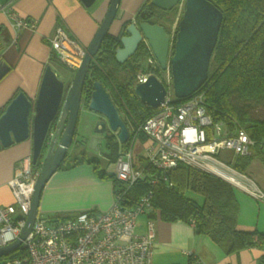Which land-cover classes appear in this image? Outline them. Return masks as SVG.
Masks as SVG:
<instances>
[{
  "label": "built area",
  "instance_id": "1",
  "mask_svg": "<svg viewBox=\"0 0 264 264\" xmlns=\"http://www.w3.org/2000/svg\"><path fill=\"white\" fill-rule=\"evenodd\" d=\"M9 18L14 30L36 29L37 20L33 18H23L11 12ZM49 42L55 60L71 70L80 66L85 50L62 27L56 28ZM144 43L148 44L145 40ZM147 65L152 71L160 70L152 54ZM150 73L138 75L137 83L144 82ZM163 83L168 91L163 101L134 130L130 146L110 164L117 182L112 206L105 212L82 211L65 220L37 215L31 232L21 243L25 255L4 257L0 264H153L155 231L151 219L146 221L145 232H136L138 217L148 214L151 209L152 192L141 196L131 207L125 204V195L136 182L145 179L154 186L160 175L178 164L224 178L211 168L213 165L243 181L247 179L218 156L222 150L231 151L236 156L250 155L255 142L248 133L237 124L229 128L224 122L213 121L205 106L204 93L176 102L170 93L169 70L165 72ZM139 134L145 137V165L141 167L134 163L136 153L133 148ZM260 148L264 154V145ZM39 173L31 157L17 163L16 172L8 181L14 204L0 206V247L19 236ZM230 183L253 198L264 200V193L255 185L242 187ZM197 263L205 264L202 261Z\"/></svg>",
  "mask_w": 264,
  "mask_h": 264
},
{
  "label": "trees",
  "instance_id": "2",
  "mask_svg": "<svg viewBox=\"0 0 264 264\" xmlns=\"http://www.w3.org/2000/svg\"><path fill=\"white\" fill-rule=\"evenodd\" d=\"M209 1L222 12L223 18L209 62L207 79L192 95L204 93L205 106L213 121L224 122L229 128L237 124L255 142L251 154L239 156L231 166L244 174L253 159H259L264 165V154L260 148L262 144L264 145V119L253 117L255 107L264 105V0ZM176 10L177 6L171 12ZM165 13L167 12L153 6L151 0H145L137 10L135 20L164 27L157 19ZM129 22H124L123 26ZM177 28L178 24L175 34ZM165 30L168 33L167 29ZM174 41L175 37L173 43ZM118 45L119 37L108 34L90 63L82 92L83 107H87L94 81L111 87V79H116L120 70H123L124 66H119L115 60V49ZM148 55V49L142 42L134 55L124 62L132 71V76L127 82L118 86L114 83L113 88L111 87L120 105L130 116L134 128L152 113V109L143 105L133 91L137 84L134 73L139 69L138 62ZM189 97L177 99L176 102L185 101ZM114 104L117 107V104ZM105 147L107 149L105 155L108 158L105 157L106 165L103 167L100 159L86 160L85 154H81L80 158H74L71 166L88 161L99 171L100 176L106 175V167L114 163L120 154L114 137L108 139ZM144 165L145 162L138 167ZM35 167L40 168V165ZM114 182L115 192L117 182L116 180ZM149 191L152 192L151 209L147 214L149 219H154L157 215L163 222L193 223L197 234L208 236L217 245L227 246L228 253L254 247L264 248V233L238 228L237 189L213 174L178 164L177 167L160 175L159 182L154 186L145 179L136 182L127 191L125 204L131 207ZM197 197H200V201ZM19 255L25 253L18 250L7 258ZM192 257L190 256V259L193 262Z\"/></svg>",
  "mask_w": 264,
  "mask_h": 264
},
{
  "label": "crops",
  "instance_id": "3",
  "mask_svg": "<svg viewBox=\"0 0 264 264\" xmlns=\"http://www.w3.org/2000/svg\"><path fill=\"white\" fill-rule=\"evenodd\" d=\"M108 1L101 0L87 9L78 0H0V31L5 33L0 36V60H4L9 66L8 74L0 80V115L18 92H23L35 103L45 66L50 65L54 71L55 64L58 65L49 42L56 28L62 27L72 39L86 48L106 13ZM144 2L145 0H121L110 34L117 36L123 23L132 20ZM9 12L37 20L35 31L12 29ZM66 75L63 82L69 84L72 75ZM32 116L33 113L31 130ZM126 117L131 123L130 116L126 114ZM134 129L133 125L131 130L128 129L129 139ZM129 139L125 144H119L116 140L119 154L130 146ZM144 142L145 137L140 134L138 141L134 143L136 166L145 162ZM77 153V156L65 161L67 163H62L44 186L39 201V216L64 220L82 211L105 212L112 206L115 178L109 176L111 169L107 166L106 175L100 176L99 171L88 161L71 166L73 159L80 158L82 154ZM31 155V137L0 150V206L14 204L8 181L13 178L17 163ZM104 155L100 156L93 151L85 154L86 160L93 157L100 159L101 167L106 165L105 159L108 158ZM247 168L251 175L244 172L248 179L244 183L248 186L255 185L264 193L262 162L253 159ZM236 189L238 228L264 233V200L253 198L240 188ZM145 216L147 221L149 218L147 214ZM151 220L155 221L153 264H197V261L205 264H264V248L254 247L228 253L227 246L217 245L208 236L197 234L192 224L181 221L163 222L157 215ZM189 253L192 255H188ZM190 256L194 257L193 262Z\"/></svg>",
  "mask_w": 264,
  "mask_h": 264
},
{
  "label": "water",
  "instance_id": "4",
  "mask_svg": "<svg viewBox=\"0 0 264 264\" xmlns=\"http://www.w3.org/2000/svg\"><path fill=\"white\" fill-rule=\"evenodd\" d=\"M78 1L89 9L97 0ZM181 2H184V9L172 45L170 35L163 26L136 22L134 17L128 25H122L120 33L116 36L119 37V45L115 49V60L124 63L134 55L143 40L147 41L160 69L170 70L176 100L192 95L207 79L209 62L223 18L222 12L209 0H151L153 6L165 12L173 10ZM120 3L121 0H109L106 13L92 41L85 48L82 62L69 84L59 79L52 67L47 65L35 103L33 104L23 92H18L0 115V150L31 137L32 164L35 165L39 158H43L25 224L13 242L0 247V258L9 256L21 247L37 218L44 186L67 160L71 147L75 152V129L83 107L82 92L86 75L103 40L110 34ZM8 72L9 66L4 60H0V80ZM133 91L139 101L150 108H156L166 95L164 85L153 74L144 82L136 84ZM86 110L98 114L102 120L96 122L90 137L82 138L78 152L86 154L87 151H93L99 154L100 144H106L108 141L105 136L107 129L119 144L128 141L127 125L100 81L92 83ZM109 176H114V173L110 172Z\"/></svg>",
  "mask_w": 264,
  "mask_h": 264
},
{
  "label": "rangeland",
  "instance_id": "5",
  "mask_svg": "<svg viewBox=\"0 0 264 264\" xmlns=\"http://www.w3.org/2000/svg\"><path fill=\"white\" fill-rule=\"evenodd\" d=\"M99 2H101V0H97L95 5L98 4ZM108 3H109V1H108ZM183 9H184V2H181L177 6V10L176 11H174V12L173 11L172 12L168 11L167 13L163 14L162 17L157 19L158 22L160 24H163L165 29H167L168 34L170 35V38H171V44H173V39H174V37L176 35L175 34L176 26H177V24H178V22H179V20H180V18L182 16ZM1 35H5V33L3 31H0V36ZM146 45L148 46V44H145V46ZM147 48H148L149 55L147 57H144L143 59H141L138 62L139 69H138V71H136L134 73L136 83H137V77L140 74H148L149 72H151V73L155 72L156 77L158 79H160V80H163L164 76H165V71L157 70V69L152 71V67L147 65V59H148V57L151 56V50H150L149 46ZM127 61H125V62H127ZM130 63H132V61H130ZM119 66H124V68H123V70H120L121 72H119L117 77H116V79H114V83H115L116 86L120 85V83L127 82L128 79L133 74L132 71H130L129 67L127 66V63H119ZM54 71H55L57 77L59 79H61V80H63L65 78V76H67L66 74H70V75L73 76V74L75 73V72H72V71L68 70L64 66H61L60 64H58V65L55 64ZM111 87H110V90L113 93L114 100L116 101V104H117V108L119 109L122 118L124 120H126L128 129L131 130L132 129V124L130 123V121L126 117V114L128 115V113H127L126 109L122 105H120V102L118 101V99L116 97V93L112 89L113 87L112 88ZM170 89H171V87H170ZM253 117L256 118V119H264V105H260V106L255 107V109L253 111ZM98 119H99V115L98 114L89 112V111H87L85 109V107H82L80 112H79V115H78V120H77V124H76V129H75V134H76L75 137H76V139L87 137L89 135V133H91L92 130L95 128L96 122L98 121ZM105 152H106L105 144H104V142H102L100 144V146H99V154H100V156H103ZM77 155H78V153L74 152L72 147H71L70 150L68 151L67 162H68V160H71L73 157H75ZM238 157L239 156L234 155L233 152H231V151L222 150L221 153L218 156V159L221 160L222 162L230 165V166H233V164L238 159ZM257 160H259V159H257ZM42 161H43V158H39L35 165H39ZM67 162H64L63 164H65ZM108 167L111 170L113 169L112 165H109ZM247 169L248 168L245 169V174L251 175L250 172ZM197 198L200 201V197H197ZM144 221H146V216L145 215H140L138 217V219H137V228H136V232L137 233L145 232ZM150 221H152L153 224H155V221H153V220H150ZM16 252H14V253H16ZM14 253H12V254H14ZM12 254H10V255H12ZM2 258H4V257H2ZM2 258H0V261L2 260Z\"/></svg>",
  "mask_w": 264,
  "mask_h": 264
},
{
  "label": "bare ground",
  "instance_id": "6",
  "mask_svg": "<svg viewBox=\"0 0 264 264\" xmlns=\"http://www.w3.org/2000/svg\"><path fill=\"white\" fill-rule=\"evenodd\" d=\"M142 42H144V40L142 41ZM141 42V43H142ZM140 43V44H141ZM172 45V44H171ZM84 50H85V48H84ZM151 54H152V52H151ZM85 55V54H84ZM153 55V54H152ZM55 60V59H54ZM55 61H57V60H55ZM66 67V66H65ZM69 69V68H68ZM70 71H72V72H75L76 70H71V69H69ZM161 70V69H160ZM167 70H169V68H167L166 70H165V72L167 71ZM169 72H170V70H169ZM151 74H153V75H155L154 73H150L149 75H151ZM148 75V76H149ZM156 76V75H155ZM170 77H171V74H170ZM158 80H160V79H158ZM161 82H162V84L164 85V83H163V80H160ZM138 84V83H137ZM164 87H165V85H164ZM165 89H166V87H165ZM167 89H166V94H167ZM170 93H172V95H173V89H172V79H171V89H170ZM174 96V95H173ZM191 96V95H190ZM175 98V97H174ZM176 100V99H175ZM146 106V105H145ZM150 108V107H149ZM152 109V112L154 111V109L155 108H151ZM136 129V128H135ZM134 129V130H135ZM140 135V134H139ZM42 164V162L39 164L40 165V168H38L39 169V171H41V165ZM211 168L213 169V170H215L216 172H218L221 176H223L225 179H227L228 181H230V182H233L234 184H237V185H239V186H242V187H245L246 186V184L244 183V181L246 180V179H244V181L243 180H241V178L239 177V176H234V175H232V174H230V173H228V172H225V171H221L219 168H217V167H215V166H213V165H211ZM238 172V171H237ZM40 174V173H39ZM240 174H242V173H240ZM242 175H244V174H242ZM245 176V175H244ZM246 177V176H245ZM18 250H21V247L18 249ZM18 250H16V251H18ZM15 251V252H16Z\"/></svg>",
  "mask_w": 264,
  "mask_h": 264
},
{
  "label": "flooded vegetation",
  "instance_id": "7",
  "mask_svg": "<svg viewBox=\"0 0 264 264\" xmlns=\"http://www.w3.org/2000/svg\"><path fill=\"white\" fill-rule=\"evenodd\" d=\"M135 17V16H134ZM136 21V20H135ZM137 22V21H136ZM112 81V83H111V86H113V84H114V79H111ZM103 87H104V89L106 90V92H108V94H109V96H110V98H111V100L113 101V103H116V101L114 100V96H113V93L111 92V90H110V86H107V85H103ZM116 106V105H115ZM119 110V109H118ZM120 112V111H119ZM121 115V114H120ZM98 120H102V117H100L99 116V119ZM53 127H54V124H53ZM105 136L109 139V138H111L113 135H112V133L107 129L106 130V134H105ZM87 138V137H86ZM114 139H116L115 137H114ZM82 138H80V139H76L75 140V145H76V147H75V152H78V150H80V147H81V145H82ZM117 140V139H116ZM130 140V139H129ZM105 144V143H104ZM93 158H95V157H93ZM92 158V159H93ZM96 159V158H95Z\"/></svg>",
  "mask_w": 264,
  "mask_h": 264
}]
</instances>
